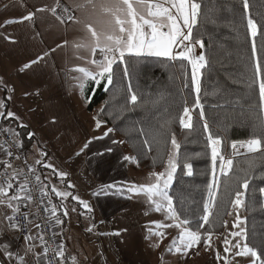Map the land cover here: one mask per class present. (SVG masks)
Segmentation results:
<instances>
[{
	"label": "trees",
	"instance_id": "16d2710c",
	"mask_svg": "<svg viewBox=\"0 0 264 264\" xmlns=\"http://www.w3.org/2000/svg\"><path fill=\"white\" fill-rule=\"evenodd\" d=\"M202 5L198 24L194 26L195 39L203 41L206 66L200 70L201 91L196 93L192 84V66L187 60L126 55L125 61L113 65L114 79L108 85L106 79L97 84L87 78L82 87V98L88 113L111 132L120 142L134 174L151 175L164 171L171 148V132L165 128L171 122L179 150V166L168 192L174 208L182 219L190 220L192 230L202 233L207 229L213 237H220L225 229L231 200L238 187L237 177L249 174V188L243 205L244 242L254 248L264 259V150L248 155L231 157L233 143H246L249 139L264 135L260 125L264 122V105L259 96V83L254 74L256 58L252 56L253 38L247 29L249 14L258 24L255 38L257 57L264 66V0H249V10L243 0H196ZM125 69L128 75L125 76ZM264 79V76L261 77ZM131 86L138 100L131 104ZM202 105L195 107L197 96ZM90 101V102H89ZM184 106L190 109L195 128L181 129L179 115ZM201 110L205 119L200 118ZM96 121V120H95ZM214 138L221 140L218 150L233 160L228 176L219 173L217 202L211 207V225L200 229L203 223V206L208 200V184L213 179L211 148L204 124ZM4 127L16 128L11 119H1ZM23 140V148L31 146L29 130L17 129ZM192 164V176L186 175L184 163ZM255 165L249 168V164ZM1 171V169H0ZM52 203L60 208L63 202L50 194ZM46 202H47V198ZM64 207V205H63ZM64 221L62 209L58 213ZM203 244V243H201ZM200 244V245H201ZM65 264V261H63ZM259 264V261H257Z\"/></svg>",
	"mask_w": 264,
	"mask_h": 264
},
{
	"label": "crops",
	"instance_id": "0c3cea01",
	"mask_svg": "<svg viewBox=\"0 0 264 264\" xmlns=\"http://www.w3.org/2000/svg\"><path fill=\"white\" fill-rule=\"evenodd\" d=\"M1 1L4 4L0 8V76L5 81V86L10 90L14 89L13 93L20 97L22 109L27 111L33 120L34 129L28 128L29 132L35 134L31 146L35 144L40 146L42 142H46L45 144L52 145L56 152L61 151L64 157L70 156L72 160L75 159L79 167L75 172V184L91 206L89 218L95 225L93 230L101 240L99 243L104 245L103 263L174 264L176 252L175 250L169 252L168 248L173 238H176V230L170 233L171 239L166 235L163 236L165 238L154 237L153 233H150L153 239L148 232L142 233V226H147L143 221L147 214L146 207L153 203L143 192H140L142 198L138 201L123 200L122 193L128 192L122 182L127 183L129 176H132L128 160H124L127 155L112 133L104 136L107 128L97 129L96 122H86L83 98L75 91L80 84L78 80L87 79L83 73L75 69L85 67L90 71L96 70L90 63L93 58L91 52L93 40L85 25L91 24L98 32L111 31L115 27L113 17L105 13L102 7L110 4L111 0H59L57 12L65 17L63 23L51 11L52 8L57 7L58 0ZM64 8L69 9L67 14L63 11ZM37 9L46 10L37 11ZM29 13H34L31 20L6 23L19 21ZM67 15H72L74 20L68 21ZM65 41L66 44L63 43ZM81 44L89 47H77ZM201 53H203L202 48L194 45L193 57ZM102 56L103 54L97 53L96 59L99 61ZM141 56L156 57L147 54ZM39 57L42 59L32 63L29 68H24V65L37 61ZM38 140H41V143ZM241 144L243 143L236 144L235 151L231 147L230 156L249 154L246 148L240 147ZM26 152L28 154L27 149ZM4 158L6 157L0 153V159ZM37 158L41 157L36 156ZM0 169L3 171L2 167ZM37 169L38 174L49 178L46 182L57 187L60 185L51 170L46 171L40 166H37ZM141 183L140 185H143ZM109 184H114L121 190L113 188L101 191ZM59 189L65 191L67 187L59 186ZM72 192L74 193V190ZM154 199L159 202V198ZM69 200L71 203L62 201L64 207H75V204H78L74 203L71 197ZM164 204L165 207L161 209L159 216H164L167 222L174 224L173 220L167 218L166 202ZM5 212L10 214V210L6 207L0 208V216ZM74 215L71 219H74ZM67 217L65 224L60 226L63 229L59 242L64 245L69 239L66 228ZM135 218L136 220L132 221ZM141 219L142 226L139 225ZM7 223L6 220L0 221V248L7 244L12 258L10 259L0 250V264H21L17 254L24 258V264H43L42 258L37 259V253L42 254L40 241L36 240L34 250L26 253L32 242L26 243L25 237H22L17 230L8 228ZM160 232L165 233L164 230ZM31 234H35V229H32ZM64 253L65 264H83L79 262L77 254L71 250L69 244L65 245ZM167 255L170 258H165ZM180 255L185 256L182 253ZM184 261L182 258L180 264Z\"/></svg>",
	"mask_w": 264,
	"mask_h": 264
},
{
	"label": "snow or ice",
	"instance_id": "6c2138e0",
	"mask_svg": "<svg viewBox=\"0 0 264 264\" xmlns=\"http://www.w3.org/2000/svg\"><path fill=\"white\" fill-rule=\"evenodd\" d=\"M103 11L110 14L113 17L115 27L111 31H97L91 24H86L85 27L87 31L91 34L93 43L91 45V52L93 58L90 63L95 67V71H90L85 67H78L77 71L83 73V75L91 80L95 81L97 84L101 82V79H106L108 85L113 83L114 71L113 65L125 61L126 55H136L141 56L147 54L149 56L156 57H167L170 59H181L187 60L192 66V84L195 87L197 94L200 93V81L199 74L200 70L206 66V57L203 53L193 57L194 45H199L201 48L204 47L203 41L195 39L194 36V26L198 24V18L202 12V5L196 0H111L110 4L103 5ZM243 7L246 11L249 10V0H243ZM59 8V0L57 7L51 9L52 13L56 15L57 19L62 23L65 20L64 16L58 14L57 9ZM46 9H37V11H44ZM63 11L67 14L69 12L68 8H64ZM34 13H29L27 16L21 17L19 21H8L6 23L13 22H24L26 20H31ZM68 21H73L74 17L72 15H67ZM166 29V30H165ZM247 29L250 36L253 38L252 56L256 58L254 66V74L260 79L259 83V96L262 105H264V66L261 65L257 57V49L255 46V38L258 35V24L251 18L247 19ZM63 43H67L66 41ZM77 47L86 48L88 45H77ZM179 48V51L176 49ZM103 54L101 60L96 59V54ZM42 59L39 57L37 61H32L29 64L24 65V68H29L32 63H36ZM127 69H125V76H127ZM83 87V85H81ZM129 92H132L131 86H129ZM11 97L9 96L8 99ZM138 100L137 95L132 92L130 96V103L135 105ZM90 102V101H89ZM196 108H201L202 105L197 96L195 102ZM0 109L5 111H0V119H11L20 121V118L15 115L10 110L6 109V105L3 101H0ZM200 118L205 119L204 112L201 110ZM96 128L101 127V122L96 119ZM179 125L181 129H186L193 131L195 125L193 123V118L190 115V109L188 106H184L182 114L179 115ZM171 120L166 123L169 125L165 128L166 132H171V147L172 152L169 154L166 161V167L164 172L151 173V176L155 178V183H150L148 185H131L129 191H135L137 193L143 192L147 195L148 200L155 205L156 211H161L165 207L164 202H166L168 219L175 221L174 224H160L158 222H153L156 224L157 228H170L176 227L180 229L178 243L177 238H173L172 244L169 246L168 251L171 252L175 250L177 253H182L187 256L193 249L200 246L201 243L204 244L206 250L211 248V238L213 232L207 230L206 226L211 225L210 217L213 213L210 211L211 207H214L217 202V193L213 191L214 188L218 189L219 180L216 176V165L219 161L220 175L228 176L229 171H231L233 166V160L231 158H225L218 150L221 140L214 138L209 130V125L204 124V131L209 133L207 140L208 145L211 148V160L213 164V179L212 182L208 184V200L205 201L203 206V216L201 217L203 223L199 225L200 229H206L203 233L198 230H192L190 227V220L187 218L182 219L180 215L174 208V201L172 196L169 194L168 189L174 180V174L179 166L178 157L181 145L177 142L175 132L171 130ZM26 127L22 122H19L16 128L5 127L0 129V133L7 137L4 141L0 142V153L4 155V159H0V167L3 171H0V208L6 207L10 210V214L5 212L0 216V221L6 220L7 227L12 230L23 231L24 225H32V229H35V234L32 233V229H28L29 235L25 236L26 243L29 247L26 249V253L32 252L35 248V241L39 240L41 242L42 254L37 253V259L47 260L48 253L50 251L48 246V240L46 239L44 228L47 226L51 230L52 245L51 251L54 253V258L61 260L64 259V243H57L56 237L62 235V232L58 233L56 231V226H62L64 221L60 218L58 214L62 209V214L64 217L69 215L68 209L63 207L61 204L58 208L52 203L50 194H54L56 198L67 200L71 197L72 200L77 201L78 204L88 212H91V206L88 202L80 199L76 195H71L68 191L60 190L55 184H50L47 176H42L38 174L37 166L45 169H50L54 178L63 181L67 173L57 169L50 162H45L47 157V152L37 145L38 156L34 161V164L27 163V154L23 152V140L20 137V133L17 129H22ZM261 129H264V122L260 125ZM113 131L109 128L104 136H108L109 133ZM34 133L29 132L27 134L28 139L31 140L34 137ZM115 143V141H114ZM15 147L17 152H13L12 148ZM87 147V145H85ZM241 148H246L248 153H257L264 150V135L249 139L246 143L240 145ZM233 150L237 149V145L233 143ZM111 149H109L110 151ZM79 155V153H77ZM21 156L24 157V167L19 165H14L13 160L19 161ZM133 157L125 156L124 160H132ZM183 167L187 170L186 175L192 176V164L185 162ZM255 165L250 163L249 168H254ZM31 177V179H30ZM249 174L246 172L245 177L242 179L237 177L238 187L244 189V191L237 190L234 194V198L231 200V204L235 209H239L245 204L244 197L246 196L247 190L249 188ZM68 188H73L74 185L68 184ZM113 188H117L114 184H109L104 186L101 191H107ZM36 191L39 196V205H37V198L33 195V191ZM118 191L121 189L117 188ZM261 194H264V188L259 189ZM47 198V202H45ZM159 198V202L154 199ZM33 206H42L43 213L46 216L44 223L36 221L37 213L31 211H22V209H30ZM72 211H76L75 208ZM231 215V212L228 213ZM239 216H237V221L239 222ZM225 226L227 222L225 221ZM95 227L93 224L88 228V231H92ZM233 227H238V223H234ZM244 233V229L240 232H233L231 236L239 237ZM118 234V233H117ZM155 235L163 238L165 233L156 232ZM223 243L225 245L224 252L226 254L233 253L236 256L246 257L251 256L253 258L252 264H264V259L258 252L249 247L247 243L241 245L239 241L233 242L227 237L224 238ZM6 256L10 259L12 258V253L9 250V246L5 244L0 248ZM17 259L24 264V258L17 254ZM217 259H224L225 264H228L227 257H221L220 253L217 252ZM47 264H54L53 260H47Z\"/></svg>",
	"mask_w": 264,
	"mask_h": 264
},
{
	"label": "rangeland",
	"instance_id": "374dc122",
	"mask_svg": "<svg viewBox=\"0 0 264 264\" xmlns=\"http://www.w3.org/2000/svg\"><path fill=\"white\" fill-rule=\"evenodd\" d=\"M178 49V48H177ZM78 82L80 83L76 88V93H78L81 97L82 96V87L81 85L84 84L85 80L84 79H79ZM5 81L3 80V78H1L0 76V101H3L7 107V110L12 111L13 113H15V115L17 117L20 118V121H16V120H12L14 123H19L22 122L24 125H26L27 129H34V123L33 120L30 118V114L27 111H24L20 105V101H19V96H17L16 94L13 93L12 90L9 89V87L5 86ZM6 88V89H5ZM11 97L10 99H8V97ZM0 111H5L4 109H0ZM83 113L88 117H84L86 119L87 123H94L96 122L94 118V115L92 113H88L85 106L83 108ZM102 128H106L104 125H101ZM35 131V130H34ZM43 139V137H42ZM41 143V140H38ZM46 143V142H45ZM45 143H41L40 147L45 149V151L47 152V157L45 158V162H50L52 165H54L57 169L67 173L66 178L61 181L59 180V186L61 188L67 187V185L70 183L72 185H74L73 188H68L65 191H68L71 193V195H76L78 196L80 199L84 200L87 202L86 198H84V196L82 195V193L77 189V186L75 184V172L77 171V169L79 167H77V163H75V159H71L70 156L68 157H64L62 155L61 151L56 152L52 145H48ZM238 144V143H235ZM28 154H27V158L30 164H34V161L36 159V156H38V152H37V145H33V146H27L26 147ZM172 147L170 148L169 154L172 152ZM168 154V156H169ZM54 155V156H53ZM29 156L31 158H29ZM233 157V156H231ZM225 158H229L226 157ZM168 159V158H167ZM167 161V160H166ZM14 165H17V162L15 160L12 161ZM166 167V164H165ZM165 167H164V171H165ZM130 169V174H132V176H129L127 183H123L122 185H124V188L127 189L128 193H122V197L123 200H127V199H137L136 201H138V199L142 198L140 193H137L135 191H129V187L131 185H133V182H135L136 185H147L150 183H155V178L152 177L151 175H146V176H138L136 174L133 173L132 171V167L129 166ZM46 171L50 170V169H45ZM163 171V172H164ZM220 173V170H219ZM135 175V176H133ZM138 183V184H137ZM58 186V188H59ZM126 186V187H125ZM69 189H71L69 191ZM72 190H74V193L72 192ZM137 193V195H136ZM86 197V196H85ZM70 198V197H69ZM69 198L66 200L68 203H71L69 201ZM74 203H78L77 201L72 200ZM68 206V205H66ZM77 209H76V208ZM75 207H70L67 208L69 215L66 218L67 221V236H68V242H66V238H65V245L69 244V246L71 247V250L73 252H75L77 254V258L79 260V262L83 263V264H104L103 261V252H104V245L103 243H99V241H101L98 237V234L96 233L95 230L92 229V231H88V228L90 226L93 225L92 220L89 218V213L87 210L83 209L80 205L78 206V204H75ZM75 208L76 211H72V209ZM146 211L147 214L144 217L145 219L143 220L147 226H142V219H141V223H139L140 226H142L141 231L142 233H147L150 235L151 238L154 239V237H158L157 235H155L156 232H160L161 230H164V232L166 233V237H168V239H171V235L172 232H175L176 230V238L178 239L179 237V233H180V229L176 228V227H170V228H157L156 224H154L153 222H158L160 224H173L170 221H166V219L164 218V216H159L160 215V211H156L155 210V205L154 204H148V206L146 207ZM162 211V210H161ZM74 212V214H73ZM159 212V214H158ZM158 214V215H157ZM73 216V218L75 219H71V216ZM166 217V214H164ZM237 216H239V222L237 221ZM74 222H73V221ZM135 219H133L132 221H135ZM138 222V220H137ZM175 223V221H174ZM234 223H238V227H233ZM63 228H61L60 226H56V231L58 233H60L62 231ZM241 229H244V219H243V205L239 208V209H235L234 207H232L231 210V215H229L228 220H227V226L225 231L223 232V234L220 237H213L211 238V248L207 249L205 248L204 244H201L198 248L193 249L188 256H181V253H177L176 252V256L175 257V263L174 264H180V260L182 261V258L185 260L183 264H225V260L224 259H217V252L220 253L221 257H227V262L228 264H252L253 258L249 255L246 257H240V256H236L233 253H228L226 254L224 252V248L225 245L223 243V240L225 237H227L229 240H232L233 242L239 241L241 243V245L245 244L244 242V237H245V231L244 233H242L241 236L239 237H233L231 236V233L233 232H240ZM138 230V228H137ZM150 233H153V236H151ZM60 238L61 235H58L56 237L57 242L60 243ZM165 238V237H163ZM162 241V240H161ZM165 241V240H163ZM178 241V240H177ZM151 242V241H150ZM152 243V242H151ZM165 243V242H162ZM165 246H167L165 244ZM179 256L180 260H179ZM187 257V258H186ZM165 258H170V256H165ZM99 259V261H98ZM169 260V259H168Z\"/></svg>",
	"mask_w": 264,
	"mask_h": 264
},
{
	"label": "built area",
	"instance_id": "2783aa9c",
	"mask_svg": "<svg viewBox=\"0 0 264 264\" xmlns=\"http://www.w3.org/2000/svg\"><path fill=\"white\" fill-rule=\"evenodd\" d=\"M3 2L0 0V8L3 6ZM176 51H179V48L176 49ZM5 128L4 126H2L1 124V119H0V129H3ZM7 137H5V135H3L2 133H0V142L4 141ZM12 151L15 153L17 152V149L15 147L12 148ZM23 152L27 154L26 150L23 148ZM226 157H229V156H226ZM231 158V157H229ZM17 162V165H19L20 167H24V157L21 156V159L19 161L15 160ZM27 163H29L28 161V158H27ZM31 179V177H30ZM33 195L37 198V205H39V196H38V193H36L35 189L33 191ZM45 202H46V199H45ZM22 211H31V212H34V213H37V216H36V221L37 222H40V223H44L45 220H46V216L45 214L43 213V208L42 206L39 207V210H38V207L37 206H33L31 207L30 209H22ZM210 211H211V208H210ZM32 225H24V230L23 231H18V233L22 236V237H25L27 235H29V231L28 229H31ZM44 232H45V236H46V239L48 240V246H49V253H48V256H47V260H53L54 261V264H64L63 262H61V260L59 259H55L54 258V253L51 251V248L53 247L52 245V237H51V230L50 228H48L47 226L44 228ZM57 241V239H56ZM58 243V242H57ZM41 244V242H40ZM41 251L42 248H41ZM43 264H47V260L43 259Z\"/></svg>",
	"mask_w": 264,
	"mask_h": 264
}]
</instances>
